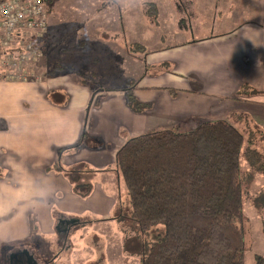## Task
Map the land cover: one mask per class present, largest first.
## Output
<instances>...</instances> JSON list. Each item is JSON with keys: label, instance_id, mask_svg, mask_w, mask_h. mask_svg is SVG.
<instances>
[{"label": "crops", "instance_id": "obj_1", "mask_svg": "<svg viewBox=\"0 0 264 264\" xmlns=\"http://www.w3.org/2000/svg\"><path fill=\"white\" fill-rule=\"evenodd\" d=\"M101 1L93 3L87 18L77 21L79 23L70 27L67 35L60 32L52 13V19H46L48 38L43 42L41 33L36 34L35 45L42 57L28 63L29 79L0 81V105H6L10 100L7 97L13 95V99H30L33 105L23 113L0 114V123L6 119L12 122V129L8 124L1 127L6 129V134L1 135L4 129H0V148L5 151L14 141L17 154L21 151L35 157H54L63 170L88 168L97 173L113 170L116 153L125 142L151 130L179 126L190 131L199 123L228 121L235 115L243 131L251 129V119L255 121V129L264 134V0L246 3L255 21L248 18L232 29L207 36L202 34L198 10H206L207 4L215 9L217 17V0H200L202 6L198 7L196 0H158L150 7L143 3L132 13L116 10L114 16L106 14L107 1H102L103 4ZM150 12L155 17H149ZM101 17L106 20L100 21ZM133 18L132 25H159V21L172 32L161 38L162 43L157 48L147 49L145 61L126 54L122 47L123 43H129L123 22ZM179 21H182L181 28ZM225 22L226 19H220L217 24ZM107 57L125 59V71L129 72V76H124L126 80L113 78L118 62L107 65L103 60ZM29 66H32L30 71ZM131 80L137 82L136 99L149 105L141 113L132 111L126 101L124 89ZM8 132H13V136ZM82 135L96 144L87 142L78 150L60 152ZM16 160L4 161L0 171L6 173L7 168L14 169ZM57 173L62 179L65 177ZM112 173L119 188V175L115 169ZM4 183L0 177V184ZM96 193L97 190L93 196ZM117 202L118 197H115L111 206L114 212ZM65 217L69 222L77 218L75 213L66 211L58 214L52 225L59 228L69 223ZM12 218L20 221L17 215ZM113 218L112 214L99 220L116 222ZM71 236L68 251H72ZM22 244L25 242L21 240L1 242L0 258ZM54 261L59 264L60 259Z\"/></svg>", "mask_w": 264, "mask_h": 264}, {"label": "rangeland", "instance_id": "obj_2", "mask_svg": "<svg viewBox=\"0 0 264 264\" xmlns=\"http://www.w3.org/2000/svg\"><path fill=\"white\" fill-rule=\"evenodd\" d=\"M102 1L101 4H103ZM106 1L105 9L109 8L106 10V14L114 16L116 10L111 7L110 0ZM157 1L144 0V3L150 7L153 3H157ZM99 2L100 0H54L50 5L51 7H49L48 19H52L53 13L55 20L58 22V29L67 35L68 29L79 23L77 21L87 18L91 9H93L91 5ZM218 2L219 5L216 7L218 12L217 17L214 13L215 9H211L207 4L204 6L206 10H198V22L203 31L202 34L206 36L212 32L219 33L232 29L237 24L245 22L248 18L252 21L256 20L255 16L251 15V10L246 4L248 0H217L216 3L218 4ZM198 6H202L200 0H196V7ZM110 9L111 12H108ZM226 14H228L227 18ZM148 16L155 17L152 12L148 13ZM213 19H216V22H213ZM220 19H226V22L221 25L217 24V22L220 23ZM99 20L105 21L106 19L101 17ZM130 20H134V18L125 19L123 23L126 35L128 36V45L135 44L143 47V50L138 52V56H142V52L146 54L147 49L157 48L162 43L161 38L171 32L170 29L163 26L159 21H157L159 25L136 26L130 24ZM154 21L156 22V19ZM178 25L181 28L182 21H179ZM117 29L119 30L118 26ZM38 33H43V30L38 28L27 30L26 36L18 37L16 43L22 42V45H31L30 42L25 43V41H28V39L33 40ZM18 35L21 36V33ZM131 41H135L136 43H130ZM165 42L166 45L169 44L167 43V39ZM10 44L13 46V42ZM122 47L127 54V49L123 45ZM41 57H39L38 61ZM103 60L106 61L107 65L112 64L113 61H117L118 66L114 68L112 76L114 79L122 77L123 81L126 80L124 76L128 75L129 72L125 71L124 58L113 60L107 57ZM28 65L26 63L24 67L27 71ZM30 67L32 66H29V71ZM74 68L77 67L75 66ZM93 71L92 69L91 72ZM29 77L30 74H27L25 79H29ZM15 78L13 80L3 79L0 81L20 82L23 80V78ZM38 93L41 92L38 91ZM13 97L14 95L7 97L10 99L7 101V104L0 105V114L23 113L33 108L30 99H13ZM35 108L39 109V106L36 105ZM235 117L237 116L231 115L228 122L245 136L241 149L243 171L252 173L253 175V182H251L248 188V194L244 193L243 195V212L240 219L245 247L244 264H264V171H262L264 170V134L262 133L263 131H255V121L251 119L249 120L251 129L248 132L243 131L240 120H237ZM5 124L10 125L12 129L11 119H6V121L0 123V129H4V133L1 135L6 134V129L4 127L1 128ZM246 124L245 121V127ZM199 125L190 130L197 128ZM182 129L184 128L181 127L180 132H185ZM252 130L255 133H250ZM8 133L13 136V132ZM251 135L254 137H250ZM250 141H253L252 148L260 154V160L257 161L256 166L249 162L248 157L250 153L245 151ZM9 145L4 148L5 151L3 148H0V165L7 160L10 162L15 161V158L17 160L14 169L7 166L9 168H7L6 173L0 171V177L5 180L4 184H0V225L2 226L0 228V243L21 240L25 244L12 249L11 253L3 259L0 258V262H5L2 264H26L25 261L24 263L19 262L20 259L25 260V255L21 257L19 253L27 254L34 260V264H45L46 262V264H57L54 261L56 258L60 259L59 264H140L138 252L144 240L135 231V227L128 218V215L124 216L122 221L99 220L100 218H105L107 215L112 216L113 214L116 217L117 214H120V211L116 213L111 207L116 197V191H118L117 184L113 181L116 178H114L111 170L93 173V171H88V168H82L75 171V175H73L74 182H71L65 177L62 179V175L54 170V165L57 163L54 157L42 158L39 155L35 157L29 152L23 153L21 151H18L19 154H17L14 141ZM256 168L259 170H256ZM70 169L72 168L67 170ZM80 173L81 177L79 176ZM97 174L99 175L97 176ZM76 177L78 178L77 180H75ZM32 179L37 181V187H47L49 185L54 187L55 190H58L56 191V197L47 201H41L40 205L42 206L30 204L25 185L26 182ZM46 179H48V182H43ZM77 185H79V188ZM84 185L89 187V189L84 191ZM96 190V196H93ZM85 192L87 193L84 194ZM121 200L123 203V213H128V201L124 194L121 195ZM49 208H52V210ZM66 211L75 213L77 217L75 221L86 218V222H88L81 225L73 235L72 229L69 228V236L72 235L70 239L72 251H68L70 249L68 247L69 240L68 242L67 239L64 240V224L59 228L57 225H52L53 219L58 214H65ZM14 215L19 216V222L12 218ZM65 219L67 220L66 217ZM67 221L69 222V220ZM153 233L150 230L147 234L148 236H145L146 242L152 240ZM39 253L43 254V256H40Z\"/></svg>", "mask_w": 264, "mask_h": 264}, {"label": "trees", "instance_id": "obj_3", "mask_svg": "<svg viewBox=\"0 0 264 264\" xmlns=\"http://www.w3.org/2000/svg\"><path fill=\"white\" fill-rule=\"evenodd\" d=\"M52 2H43L45 19ZM48 36L44 28L43 42ZM35 38L25 43L39 49ZM123 46L130 55L145 61V52L138 56L143 47ZM136 85L131 80L124 91L130 109L141 113L149 105L136 99ZM180 131L179 126L151 130L129 139L117 151L115 171L121 185L116 191V213L120 214L114 218L122 221L128 215L144 240L138 252L140 264H244L240 219L243 195L248 194L253 182L252 173L244 172L241 164L245 136L228 121H206L193 130ZM87 142L95 143L82 135L60 152L78 150ZM247 146L249 162L256 166L260 154L252 148L253 141ZM80 169L63 170L54 165V170L71 182ZM87 189L84 185V191ZM122 194L128 201V213L122 211ZM75 219L63 226L73 232L88 223L86 218ZM150 230L154 232L152 240L146 242ZM63 233L68 242L70 232L66 227Z\"/></svg>", "mask_w": 264, "mask_h": 264}, {"label": "built area", "instance_id": "obj_4", "mask_svg": "<svg viewBox=\"0 0 264 264\" xmlns=\"http://www.w3.org/2000/svg\"><path fill=\"white\" fill-rule=\"evenodd\" d=\"M43 2L44 0H0V80H13L15 77L26 80L29 73L24 68L25 64L35 63L41 56L40 49L22 45V42L17 44L16 39L26 36L27 30L45 28ZM20 33L21 36L18 35ZM12 42L13 46L10 44Z\"/></svg>", "mask_w": 264, "mask_h": 264}, {"label": "clouds", "instance_id": "obj_5", "mask_svg": "<svg viewBox=\"0 0 264 264\" xmlns=\"http://www.w3.org/2000/svg\"><path fill=\"white\" fill-rule=\"evenodd\" d=\"M144 0H110L111 7L117 11H124L125 13H132L138 8L142 7ZM25 190L28 195L29 203L33 205H40L41 201H47L56 197V191L52 186L37 187V181L32 179L26 182Z\"/></svg>", "mask_w": 264, "mask_h": 264}, {"label": "water", "instance_id": "obj_6", "mask_svg": "<svg viewBox=\"0 0 264 264\" xmlns=\"http://www.w3.org/2000/svg\"><path fill=\"white\" fill-rule=\"evenodd\" d=\"M30 259L33 261L31 257H26V264H34V261L32 262Z\"/></svg>", "mask_w": 264, "mask_h": 264}, {"label": "flooded vegetation", "instance_id": "obj_7", "mask_svg": "<svg viewBox=\"0 0 264 264\" xmlns=\"http://www.w3.org/2000/svg\"><path fill=\"white\" fill-rule=\"evenodd\" d=\"M19 254L21 255V257H22V255H25V260L20 259L19 262L20 263H22V262L24 263V261L26 262V257H28V255L25 253H19Z\"/></svg>", "mask_w": 264, "mask_h": 264}]
</instances>
